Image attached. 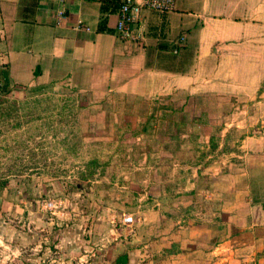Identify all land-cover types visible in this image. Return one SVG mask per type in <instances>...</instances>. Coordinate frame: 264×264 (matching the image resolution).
I'll use <instances>...</instances> for the list:
<instances>
[{"label":"rangeland","instance_id":"rangeland-1","mask_svg":"<svg viewBox=\"0 0 264 264\" xmlns=\"http://www.w3.org/2000/svg\"><path fill=\"white\" fill-rule=\"evenodd\" d=\"M207 80L187 99L0 76V264H201L171 258L176 228L185 242L209 224L216 245L251 213L264 228V76L217 75L228 88L204 91ZM151 211L169 253L150 245Z\"/></svg>","mask_w":264,"mask_h":264},{"label":"crops","instance_id":"crops-1","mask_svg":"<svg viewBox=\"0 0 264 264\" xmlns=\"http://www.w3.org/2000/svg\"><path fill=\"white\" fill-rule=\"evenodd\" d=\"M120 2L0 0V69L7 71L10 83L20 86L72 84L93 93H186L187 99L199 90L202 71L208 77L204 91L218 85L228 88L214 81L217 75L262 80L264 0H175L173 10L165 14L143 9L128 40L116 31ZM201 63H206L205 70ZM148 215L158 220L150 245L171 252L164 215ZM246 219L249 230L240 228L218 245L209 224L189 228L185 242L187 233L182 236L176 228L174 242L179 246L173 253L178 254L171 258L248 264L257 257L264 264V228L255 226L253 213ZM202 234L206 239L198 243ZM117 258L130 264V258Z\"/></svg>","mask_w":264,"mask_h":264},{"label":"built area","instance_id":"built-area-1","mask_svg":"<svg viewBox=\"0 0 264 264\" xmlns=\"http://www.w3.org/2000/svg\"><path fill=\"white\" fill-rule=\"evenodd\" d=\"M175 0H121L118 14L119 20L116 25L117 34L121 39L133 38V25L137 21L143 9H149L159 14H165L173 10ZM174 52H177L174 50ZM124 223H132L133 217L127 215L123 218Z\"/></svg>","mask_w":264,"mask_h":264},{"label":"trees","instance_id":"trees-1","mask_svg":"<svg viewBox=\"0 0 264 264\" xmlns=\"http://www.w3.org/2000/svg\"><path fill=\"white\" fill-rule=\"evenodd\" d=\"M0 76H2V78H3V80H4V82H5V84L7 85L10 81H9V76H8V73H7V71L6 70H4V69H0ZM211 147H214V144H213V142L211 143ZM263 207H264V204H263ZM119 262V261H118ZM123 263V260H121L120 261V263ZM124 262H125V260H124Z\"/></svg>","mask_w":264,"mask_h":264}]
</instances>
